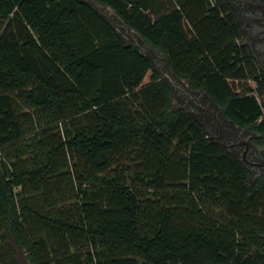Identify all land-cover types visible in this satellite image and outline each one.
Returning a JSON list of instances; mask_svg holds the SVG:
<instances>
[{
    "label": "trees",
    "instance_id": "1",
    "mask_svg": "<svg viewBox=\"0 0 264 264\" xmlns=\"http://www.w3.org/2000/svg\"><path fill=\"white\" fill-rule=\"evenodd\" d=\"M95 4L264 142L226 0H0V264H264V185Z\"/></svg>",
    "mask_w": 264,
    "mask_h": 264
},
{
    "label": "flooded vegetation",
    "instance_id": "2",
    "mask_svg": "<svg viewBox=\"0 0 264 264\" xmlns=\"http://www.w3.org/2000/svg\"><path fill=\"white\" fill-rule=\"evenodd\" d=\"M241 28V43L246 45L257 66L264 74V0H226ZM206 111L210 122L205 123L209 132L215 130V143H222L225 150L234 153L249 169L251 183L264 185V142L262 135L247 127H239L222 119L219 110L207 101Z\"/></svg>",
    "mask_w": 264,
    "mask_h": 264
},
{
    "label": "rangeland",
    "instance_id": "3",
    "mask_svg": "<svg viewBox=\"0 0 264 264\" xmlns=\"http://www.w3.org/2000/svg\"><path fill=\"white\" fill-rule=\"evenodd\" d=\"M95 6L110 20V22L114 25V27L117 29V31L125 38V40L129 43H132L135 46L140 47V49L148 54L149 56L152 57V59L154 60L155 65L160 69L163 77L165 79H167L169 81V77L167 75H171V71L167 65V62L165 61V57L159 53L157 50H155V48H153L151 45H149L148 43H146L135 31L131 30L130 28H128L123 21L117 16V14L110 8L108 7H102L99 6L98 4H95ZM176 79V78H174ZM177 84L173 86L174 89V99H173V103H174V107L178 108V107H185L188 108L190 111L195 112L196 114L198 113V117H200L204 123H209L210 122V115L208 114V112L206 110H204V108H201L200 106H198L197 104H195L193 101H187L185 97H183L182 95L179 94V87H182L184 89V87H188L187 86V82L183 81V80H177ZM187 89V88H186ZM191 93L194 96H198V99L200 101V103L204 106L207 107V101L209 100L206 96H204L201 92H192ZM219 110L220 114L222 115V119L224 120V115H223V111L220 108H216ZM209 135H211L214 139V134L216 133L215 130L213 132H209ZM22 252V251H21ZM21 258L23 260V263H26V254H24V252L21 253Z\"/></svg>",
    "mask_w": 264,
    "mask_h": 264
},
{
    "label": "water",
    "instance_id": "4",
    "mask_svg": "<svg viewBox=\"0 0 264 264\" xmlns=\"http://www.w3.org/2000/svg\"><path fill=\"white\" fill-rule=\"evenodd\" d=\"M128 27V26H127ZM169 78V81L172 83V85H176L177 84V80H178V78H176V77H174V75L173 74H171V75H167ZM174 78H176V79H174ZM179 87V94L180 95H182L183 97H185L186 98V100L187 101H193L195 104H197L198 106H200L201 108H204V110H206V107H204L201 103H200V101H199V99H198V96H194L192 93H191V91L188 89V87H184V89L182 88V87H180V86H178ZM208 102L209 103H211V100L209 99L208 100ZM211 138H212V136L211 135H209V139H210V141L211 142H213V143H215L214 141H212L211 140ZM216 144H218V145H220V146H224L222 143H217L216 142Z\"/></svg>",
    "mask_w": 264,
    "mask_h": 264
},
{
    "label": "crops",
    "instance_id": "5",
    "mask_svg": "<svg viewBox=\"0 0 264 264\" xmlns=\"http://www.w3.org/2000/svg\"><path fill=\"white\" fill-rule=\"evenodd\" d=\"M203 94V93H202Z\"/></svg>",
    "mask_w": 264,
    "mask_h": 264
}]
</instances>
